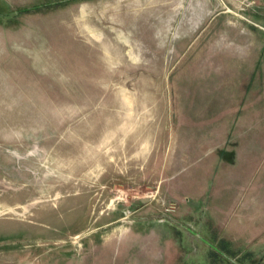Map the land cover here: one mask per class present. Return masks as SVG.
<instances>
[{"label": "rangeland", "instance_id": "374dc122", "mask_svg": "<svg viewBox=\"0 0 264 264\" xmlns=\"http://www.w3.org/2000/svg\"><path fill=\"white\" fill-rule=\"evenodd\" d=\"M133 244L264 264V0H0V264Z\"/></svg>", "mask_w": 264, "mask_h": 264}, {"label": "crops", "instance_id": "0c3cea01", "mask_svg": "<svg viewBox=\"0 0 264 264\" xmlns=\"http://www.w3.org/2000/svg\"><path fill=\"white\" fill-rule=\"evenodd\" d=\"M127 248L130 249V253H135L133 254V258L131 260L132 264H155V261L157 259V254L156 251L154 249H152L151 247L147 246V245H142V246H138L137 245H130L129 247H125V251H127ZM140 249V250H139ZM171 250L166 249L164 252L167 253V258L168 260L165 261L166 264H169L168 261L169 260V252ZM161 258L164 259L163 255H160ZM165 260V259H164Z\"/></svg>", "mask_w": 264, "mask_h": 264}]
</instances>
